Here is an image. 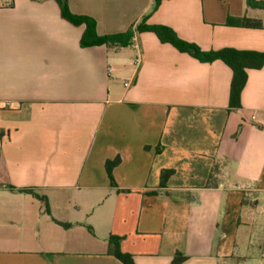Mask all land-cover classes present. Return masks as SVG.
<instances>
[{"label":"crops","instance_id":"1","mask_svg":"<svg viewBox=\"0 0 264 264\" xmlns=\"http://www.w3.org/2000/svg\"><path fill=\"white\" fill-rule=\"evenodd\" d=\"M154 1L68 3L100 36L149 15L203 51L264 53V10L247 0ZM84 32L56 0H0V264H123L112 237L135 264H264V66L230 110L224 62L151 32L84 47Z\"/></svg>","mask_w":264,"mask_h":264},{"label":"trees","instance_id":"2","mask_svg":"<svg viewBox=\"0 0 264 264\" xmlns=\"http://www.w3.org/2000/svg\"><path fill=\"white\" fill-rule=\"evenodd\" d=\"M60 6L62 17L75 26H84L85 32L81 39V44L84 47L106 45L110 48H123L131 46L134 42L136 33L151 32L154 33L158 39L164 44H170L182 53H187L201 63H213L215 61H222L228 65L233 71V79L230 93V110L241 108V95L248 80L247 70L261 69L264 66V53L239 51L231 48H226L218 51H203L198 45L182 40L178 37L176 32L171 28L163 25H150L147 23L148 16L140 22L135 28H131L126 33L100 36L96 30V22L94 19L77 15L71 12L68 0H56ZM164 0H155L152 13L155 12ZM247 5L250 8L264 10V1L247 0ZM228 25L248 27V28H262V23L259 20H252L247 18H230ZM120 158L106 163V170L113 186H116L113 177V170L120 164ZM172 175V171H163L161 175V186L166 185V181ZM15 190L14 186H8ZM18 191L28 193L37 198L44 207L46 213L50 214V205L46 197L39 195L33 189H19ZM68 227V224H64ZM120 239L110 238L113 251L112 254L118 258L123 264H135L133 260L125 254H122L117 246ZM115 242V243H114ZM186 257L177 254L172 264H182Z\"/></svg>","mask_w":264,"mask_h":264},{"label":"built area","instance_id":"3","mask_svg":"<svg viewBox=\"0 0 264 264\" xmlns=\"http://www.w3.org/2000/svg\"><path fill=\"white\" fill-rule=\"evenodd\" d=\"M125 86H126V87H128V86H129V84H125Z\"/></svg>","mask_w":264,"mask_h":264}]
</instances>
